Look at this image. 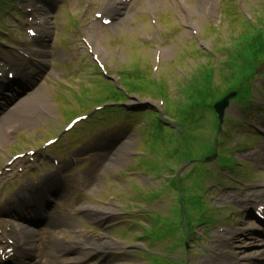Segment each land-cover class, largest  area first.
<instances>
[{
    "label": "rangeland",
    "instance_id": "obj_1",
    "mask_svg": "<svg viewBox=\"0 0 264 264\" xmlns=\"http://www.w3.org/2000/svg\"><path fill=\"white\" fill-rule=\"evenodd\" d=\"M103 1L104 0H98L97 5ZM223 1L224 0H216L214 1L215 4H209L208 0L206 3L202 2L203 10L200 12V14H198L195 12L198 0H188L189 9L184 10L180 8L179 17H176L168 0H137L133 12L128 17H126L122 23H118L113 29H103V37L102 39H97L96 45L100 48V52L103 57L106 58L108 66L112 65L121 69H124L125 66L126 70L131 69L134 65H136V68L138 69L140 63L145 62V64L149 67L151 74L153 68L157 66L155 77L158 81L165 82L166 85H168V94L170 95V98L184 99L185 97L180 92L179 87L183 86L186 83V80H184V76L180 70L184 71L188 75L190 74V77L193 78V70L196 69L200 63L206 62V56L204 54L206 52L216 55L214 58H219L225 61V54L219 51L218 56V51L215 53L213 49L218 50L216 46L220 41L221 47L228 45V42H226L227 44H224L222 40H226V38L229 36H237L239 27L241 26L240 30L242 28L241 24L243 19L238 14H235V8H231L229 10L230 13L228 16V21H225L226 18L222 12ZM239 2L241 8H245L246 11H248L252 16H257L259 14H257L256 11H259L258 8H261L260 4H263L262 0H236L235 7H238ZM83 3L84 0H73L75 14L82 12ZM147 7H151V9L155 12L154 17L157 19L156 26L152 24L150 16L145 13ZM256 7L258 8L255 9ZM61 8H63L62 13L57 16L56 25L57 32L61 36H59L53 42L54 58L58 62L57 64L60 65L64 64V59L66 56L74 57V60H78L81 57V61H83L87 50L83 44L82 36L90 38L92 34L88 29H82L78 34L75 33L77 34V38L75 39L77 41V46H74L73 48L77 47V51L70 54L67 49H70L71 46H67V36H63V31L66 30L63 25H70V23L68 24L69 12H66L67 7ZM262 9L263 8H261V10ZM237 18L241 20L240 25L237 22H233L232 24L237 23L236 26L229 27V20ZM5 22L6 23H4V25L2 22L1 24L3 26L8 25L7 27L13 24L7 19H5ZM183 22L185 25L182 24ZM189 23L193 24L188 27L187 25H189ZM262 24L263 23H261V25ZM2 25L1 28L4 29ZM192 26H194L193 29ZM212 26L220 27V33L222 35L219 37L214 36V33H212L211 29ZM67 28H69V26ZM5 29L8 31V33H12L9 32L10 28ZM195 29H197L199 34H195ZM15 33L16 32L13 31L11 35L12 38L16 37L14 35ZM149 37H152V39L149 40ZM117 46H120L121 49L115 53ZM235 47H237V45ZM197 51L202 52L200 54H196ZM156 53L159 55V61H156L157 59H155L157 55ZM87 62L88 64H93L89 57L87 58ZM156 63L158 65H156ZM224 63L225 64L222 65L221 70L224 69L225 75L229 77H227L226 80H220L219 78L218 83L214 84L219 86L218 88L213 89L216 95L211 98V103L216 96L232 92V89L241 83L240 81L249 80L254 73L255 64L250 59V57L244 59L243 61L240 60L237 65L234 64L230 67H228L229 65L226 64V61ZM261 69V74L254 81L258 91H254L253 94L260 105L259 108L257 107L258 110L254 118L255 121L258 122H261L264 117V112L259 111L264 110V67ZM56 70L59 71V69ZM56 70L55 68L53 69L50 76H48L47 82L43 85L40 92L38 93V95L42 94L44 100L48 102L49 106L44 108H50L47 110H52L50 113L52 115L42 117L41 120H39L37 123H34L33 125H30V123L27 126L22 125L13 128L14 131L18 132L16 135V140H18L17 143H19V140L21 142V146L19 145V150L23 149L26 151L45 144L49 140L56 137L61 132V130L63 132L66 125L69 123V119H66V112H68L70 110L69 108H71L68 106V103H62L63 106L61 105L62 114L66 117H63L58 113V106H60L59 102L61 101L59 95L62 94V89L58 88V84H61L58 81H61V78L57 76L60 75V72H57ZM68 83H70L69 86L74 85V82L70 79L68 80ZM86 86L87 89L83 90V92L87 93L83 96L82 100L89 96H93L95 94L97 95V92L99 91V88L103 86V83L93 78V73H90ZM243 94H245V91ZM69 95L75 101V103H77V106L80 103L77 112L81 113L86 110L88 107L84 105L86 102H83L71 92H69ZM253 95L252 99H255ZM137 98V96H132L130 98V102L128 105H126L130 111L144 113L152 106L157 105L158 98L155 100L154 98L147 96L140 102L136 101ZM34 99V96L30 97V100ZM139 103L141 104L139 105ZM174 106H177L176 102H174ZM164 111L166 112L165 109ZM253 111V113H255V110ZM235 113H237V115L239 114L237 104L232 107L228 115L236 116ZM30 115H33L32 112ZM144 115L146 114H141L139 116L140 121L138 122L135 132L130 131L126 133V131H122L116 133V135H113L111 140L108 139V142L107 139H102L99 143H92L90 145L84 144L83 148L81 149L82 152L81 150L77 149L79 145L76 146V143H80L81 145L86 140H96L102 135V133L96 134L94 132V126L89 128L87 130L88 132H80L81 135L79 133H75L76 130L72 133H65L64 145L60 144L61 146L58 145L59 147H55L56 149L54 148L51 150V152L58 153L61 158L64 159V161H67L69 160L68 158H65L69 152L67 145L69 142H71L73 144L72 153H74V155L81 153L82 159H85L83 163L87 166L86 174L88 171H92L94 174H92L93 176L90 175L91 178L88 177V181L86 180V185L88 188H90L88 191L76 192L74 189V183L71 180H67V182L64 183V185L66 184L65 191L67 194L63 199L60 200L59 206L53 211L54 214L51 220L52 222H50L49 227L45 230V235L43 234L44 240H42V242L44 243H42V245L44 258H48L52 261L54 254L56 256L57 252L51 248V243L53 242L52 238L56 232L63 231L67 233L72 230V232L78 231V233H85L80 235L82 236V241L94 244L104 239L105 242L107 240L108 241L103 247L107 246L114 249V253L112 255H109L106 258V256L103 255L102 257V254H100L99 258L92 261L90 264H176L171 259L175 253V246L178 244L179 235L181 233L176 231L182 226V223L184 222V211L187 214L185 217L187 222L186 226H189V228H197L199 227V224L203 222H207L209 224H211V222L219 223L218 218L221 217L224 219H220V224L221 222H228L225 217L227 214H231L232 211H220L222 214L221 216L219 211L214 208L216 207L213 202L214 198L208 195V165L204 163H199L198 165H189L188 161H186V157L183 159L179 158L182 147L172 140V132L170 128L167 126L162 127L160 122H155V126L162 127V129L157 128V131L154 134L148 133L143 138H140L139 135H142V131H144L146 126V118ZM97 121L98 120H96V122ZM262 123L264 124V122ZM104 124L106 123L104 122L102 124H98L100 126L98 129H102ZM118 127L119 125H117V128ZM79 128L80 127H78V129ZM91 129L93 130V133L91 136L87 137L86 134L90 133ZM241 132L242 127L235 126L232 131H230L231 138L227 139L224 147L228 146L233 148L234 140L238 139L241 141V143L244 142L245 144L251 145V139L255 136H252V133H250V139L248 134H245L244 137L241 138ZM206 135L211 137L213 133L206 132ZM22 136L24 139H21ZM141 139L142 142H140ZM255 139L258 140V138ZM113 140L117 141V143L126 142V148L130 152L128 153L129 155H127V160L118 162L117 167L111 166V162L114 158V152L112 151L113 148L111 147L110 143L111 141L113 142ZM207 141L211 142L209 138H206L201 133L191 131L189 145L187 146L188 151L185 154L189 155V152L192 151V148L194 149L195 147H202ZM3 142L6 144V146L10 145L5 138ZM140 144V150H144L147 155H149V157L134 161L135 157H133V154L137 153V150L140 148ZM253 144L256 145L255 143ZM103 147L104 152L102 151ZM235 152L237 153L238 150H235ZM241 153L236 154V156H238L240 159L245 154L244 152L243 154ZM197 154L199 155L198 152ZM231 154V150L225 149V156L227 158V163L225 164L227 166H233L235 161H239V159H236V157H231ZM89 155L92 156L89 157ZM198 155L195 154L193 160L198 159ZM10 157L11 155L9 154H0V165L6 164ZM173 157L179 158L177 163L182 161L186 166L189 165L182 173V181H180L175 187V191L179 192L178 202L180 203V200L183 201L185 204L184 207L182 206V209L178 207L170 214H157L156 211L153 213L149 212V214L142 217L144 219L143 221H141L140 218H136L134 219L133 225L135 227L141 225L139 226V229L130 227L129 224H123L115 228L112 227L117 222V220L120 222L125 219L126 213L124 212V208L126 207L127 209H131L133 205L137 203L136 199L139 205L137 204L135 209L132 208L133 213L137 212L135 210H139V207L142 206L140 203L141 200L149 199V201H151L152 196H157L159 194L160 190L152 189L146 184V180L148 176L152 174L160 173L163 175L164 172L170 171L171 168L167 166L166 162L171 161H158V158L159 160H164ZM203 157L204 155H200L199 160H201ZM132 161L134 162V165L130 167ZM249 162L250 165L255 166V175L261 178V175L264 174V159L262 161L250 160ZM172 165L174 166L175 164ZM243 166L244 164L237 163L233 166V169H230L229 167L228 168L231 171L239 174L244 172V170H248L247 165L244 167ZM225 170L230 172V170H228L226 167ZM138 171L144 172L146 175L142 183H139V177L137 176L139 175ZM42 172H45V170H42ZM222 173L227 172L222 170ZM126 177L128 179L125 180ZM174 178L180 179L181 177L176 174ZM204 178H206V182ZM256 183H264V180L258 181ZM161 185L162 180H158L154 183L156 188L161 187ZM136 187L138 188L135 189ZM232 194L238 193L232 192ZM171 197L174 198L173 196ZM229 201L230 200H227V202ZM110 209H117L116 215L113 216L111 221L105 223V217L108 213H110ZM86 210L88 214L84 213ZM237 221H239V226H236L237 228H232L233 235L229 241H225L224 243L221 236H219L218 240L215 242L216 244L214 246L224 243V245L214 248V251L219 252V257L221 260L220 263L225 264V261H233L236 257L241 258L243 256L244 250L249 249L246 248V245L249 243L248 239L250 238V232L254 229L256 224L252 221H249L248 216L246 215H242ZM224 239H228V237L224 236ZM109 242L113 243L109 245ZM118 247H121V249L125 248V251L118 250ZM128 248H132L133 251L129 250ZM140 249L142 250V253H139L141 252ZM181 250H185V247H182ZM202 252L203 249L201 246H197L192 250L193 257H196L195 261L199 262L200 264L205 261L201 257ZM251 252H253V248L248 251V254H251ZM137 254H139V258L143 260V262L136 258ZM103 260L104 262H102ZM54 263L64 264L60 260L57 261V259H54Z\"/></svg>",
    "mask_w": 264,
    "mask_h": 264
},
{
    "label": "bare ground",
    "instance_id": "obj_2",
    "mask_svg": "<svg viewBox=\"0 0 264 264\" xmlns=\"http://www.w3.org/2000/svg\"><path fill=\"white\" fill-rule=\"evenodd\" d=\"M202 2H207V0H198V4L195 8V12L200 14V12L203 10V4ZM40 92V89L37 90L35 92V99L34 100H30V101H25L22 102L21 104H19L17 107H15L14 109L10 110L7 115L0 120V141H3L4 137L6 136V132L10 131L9 128H16L17 126H27L29 125H33L35 123V121H30L28 119V116L31 114H34L36 112H38V107H46L49 106L48 102L44 100L43 95H38V93ZM40 117V116H39ZM114 159L111 162V166H118V162H122V161H126L127 160V156L126 154H128V149L120 144V146H116L114 148ZM111 211L115 212L114 209H111ZM95 216V215H94ZM53 240V248L60 250L61 251H65V249L67 248V243H69V248L71 247L72 242L74 241H79L80 238L78 237V235H76V233L69 231L68 233H64L62 231H57L56 234L53 236L52 238ZM108 241V240H107ZM107 241L105 242V240L103 239L100 242L94 243V244H88V248L89 247H96L98 250H101L102 247L107 244ZM113 243V242H109V245ZM58 247H56V246ZM68 248V249H69ZM118 250H121V247H118ZM90 253L88 252H82L80 255H78V258L76 259V261L82 263L85 262L89 257ZM88 257V258H87Z\"/></svg>",
    "mask_w": 264,
    "mask_h": 264
},
{
    "label": "trees",
    "instance_id": "obj_3",
    "mask_svg": "<svg viewBox=\"0 0 264 264\" xmlns=\"http://www.w3.org/2000/svg\"><path fill=\"white\" fill-rule=\"evenodd\" d=\"M244 43L250 44L249 51L254 52L256 55L264 53V40L262 33L255 30L253 26L246 29V33L243 36ZM260 52V53H259Z\"/></svg>",
    "mask_w": 264,
    "mask_h": 264
}]
</instances>
